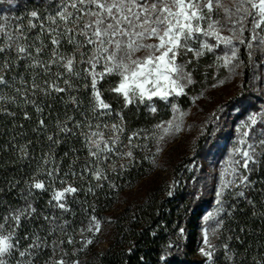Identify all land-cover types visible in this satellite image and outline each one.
<instances>
[{
	"label": "snow or ice",
	"instance_id": "6c2138e0",
	"mask_svg": "<svg viewBox=\"0 0 264 264\" xmlns=\"http://www.w3.org/2000/svg\"><path fill=\"white\" fill-rule=\"evenodd\" d=\"M240 46L248 50L249 57L254 46L264 51V0H52L44 11L34 9L15 18L0 16V102H22L42 116L41 99H55L67 93L79 110L83 101L72 96L71 91L82 87L90 93L88 106L81 113L83 119L66 115L63 121L57 119L56 131L47 135L50 145L62 143L60 134L76 136L82 142L87 156L81 172L74 170L76 160H73L61 177L54 154H45L28 184V195L23 197L25 206L0 216V264H37V258L47 250L51 255L44 264H80L75 257L83 249L70 253L64 247L76 243L68 233L70 222L67 220L58 223V217L44 216L48 223L46 235L38 232L20 235L23 221L37 218V209L28 200L31 189L52 190L49 204L55 201L56 208L71 211L67 197L81 189L74 182L69 183L67 177L79 175L83 180L86 172L95 181H104L108 180L109 171L115 173L133 163L134 150L139 147L134 140L147 130L129 134L123 109L147 104L155 113L154 98L170 103L172 98L185 95L187 86L195 83L194 73L200 59L208 54L214 56L216 67L234 72L239 67L234 61L239 60ZM140 52L147 54L137 56ZM112 76L117 80L104 89L103 82ZM3 88L13 89L15 95L4 94ZM105 91L122 101L120 111L105 99ZM172 108L178 111L175 104ZM7 114L15 115L14 112ZM113 114L118 117L116 122L102 119ZM24 118L30 119L26 111ZM258 120L261 128L256 132L252 126ZM167 125L155 126L163 133L160 140L170 131L172 121ZM38 126L45 131L48 127L43 118H39ZM238 131V146L233 147L220 172L215 192L217 214L224 211L225 197L233 194L231 190L238 189L235 195L244 197L245 190L255 183L250 176L257 167H264V111L248 115ZM21 152L27 155L25 148ZM68 155L64 153L65 157ZM124 160L128 164L119 163ZM42 176L47 179L39 178ZM229 176L231 179L226 178ZM57 182L61 187L53 189ZM92 191L88 188V192ZM213 218L214 214L209 213L207 219ZM92 220L98 231L100 222L94 216ZM222 225L223 221L217 220L212 234L216 235ZM92 228L90 222L87 230L91 232ZM178 232L182 236L185 229L181 227ZM53 236L57 238L49 243ZM91 243V239L86 241ZM203 245L200 254L207 264H215L217 245L210 242L207 228L203 229ZM223 248L226 261L235 264L236 253L227 243ZM167 256L165 252L160 257L164 264H168ZM253 260L254 264H264V257ZM239 264L245 262L241 260Z\"/></svg>",
	"mask_w": 264,
	"mask_h": 264
},
{
	"label": "trees",
	"instance_id": "16d2710c",
	"mask_svg": "<svg viewBox=\"0 0 264 264\" xmlns=\"http://www.w3.org/2000/svg\"><path fill=\"white\" fill-rule=\"evenodd\" d=\"M50 2L52 0H18L9 11L8 16L11 18L25 16L34 9L44 11ZM68 51H71L70 47ZM239 57L244 67V91L233 97L231 102L229 100V105L234 103L232 109H235L234 106H236L238 110L232 117L233 121L237 116L257 109L256 105L259 102V98L254 97L250 88L247 89L251 63L248 51L243 46L240 47ZM20 71L23 72V69ZM116 80L115 76L108 77L103 82V88L107 89ZM190 89L191 87L187 88V91ZM3 93L8 96L15 95L14 90L9 88H3ZM70 94L83 101L79 110L69 100V94L61 93L55 99L46 98L39 101L44 107L42 116L36 113L31 105L25 106L22 102L19 104L0 102V109L7 110H0V216L8 215L10 209L25 206L26 201L23 197L28 195V184L31 182V177L35 175L38 166L42 164L45 154L50 152L54 154L55 160L60 166L61 177L64 172L69 170V165L73 160H76V164L73 165L74 170L77 173L81 172L87 150L83 148L82 142L76 136L60 134L58 138L62 140V143L59 145H50L47 140V135L56 131L57 119L63 121L66 119V115L83 119L81 113L88 106L90 93L81 87L79 91H71ZM104 96L108 102L112 103L116 111L121 110L122 101H118L115 94L105 91ZM60 97H63V100ZM179 99L182 101L185 97ZM156 101L157 111L155 113L147 110L145 105L138 108L129 106V108L123 109L129 134L131 131L141 129L150 132L152 127L169 116V103L164 106L162 103L164 101L158 99ZM25 111L30 119L24 118ZM7 112H14L15 115H8ZM39 118L45 120V124L48 126L46 131L39 128ZM102 119L113 123L118 120V117L113 114L111 117ZM134 141L136 143L138 139ZM139 142L136 144L140 145ZM125 143H127L126 140ZM21 148H25L27 155L21 152ZM73 149L77 151L73 152ZM65 152L69 153L66 157L64 156ZM77 157H79L78 160ZM142 159L143 155L139 146L134 150L133 163L124 169H118L115 173L109 171L108 180L95 181L86 172L83 173L85 176L83 180L79 178V175L67 177L69 183L74 182V186L81 189L75 195L67 197L71 209L69 212H63L56 208L55 201L51 205L49 204L52 190L31 189L32 195L28 196V200L36 207L37 218L24 220L23 226L19 230L20 235L33 232H38L41 236L46 235L48 223L44 221L43 217L56 216L58 223H63L65 220L70 222L68 233L76 240L77 230L83 228L90 218L94 216L97 220L107 217L106 213L113 205L117 191L121 190L120 183L122 184L124 180L139 179L141 176L139 163L143 162L144 159ZM119 163L128 164V161H119ZM39 178L47 179L43 176ZM250 179L255 183L245 190L244 197H238L234 192L225 199L227 210L221 218L223 221V225L219 229L221 246L219 245L215 252V264H232L225 259L223 248L225 243L229 245L232 252L236 253L235 264H239L241 260L245 264H254V257L256 259L264 257V167H257ZM98 183L102 184V187H96ZM60 187L59 182L53 185V189ZM90 187L93 189L92 192H88ZM236 190L238 191V189ZM184 194H186L185 191L168 198L153 193L143 202L124 208L112 222L114 226L108 246L102 252L93 251L94 257L89 258L86 264H164L160 257L165 252L168 253V264H198L199 261H191L189 256L192 255L196 245V221L202 213L203 207L196 204L193 208L190 199ZM182 225L185 229L184 241L175 246L180 249L175 251L169 247L168 236L173 235ZM55 238L57 236L50 237L49 243ZM21 243L26 242L21 241ZM67 246L71 245H64L66 249ZM49 255L51 252L47 250L38 257L41 264L42 261L48 259Z\"/></svg>",
	"mask_w": 264,
	"mask_h": 264
},
{
	"label": "rangeland",
	"instance_id": "374dc122",
	"mask_svg": "<svg viewBox=\"0 0 264 264\" xmlns=\"http://www.w3.org/2000/svg\"><path fill=\"white\" fill-rule=\"evenodd\" d=\"M17 1L0 0L2 8L0 16L9 17L8 13ZM244 49L248 51L245 47ZM146 54L140 52L136 55L144 56ZM214 59L212 54L202 57L198 69L194 73L195 83L188 85L187 88L191 87L190 91H187L186 88V94L180 96H184L185 99L182 101L179 99L180 97L171 99L168 109L169 116L157 123L167 127V122L172 121V127L167 134H164V139H159L163 133L161 130H156L155 127L137 138L138 142L140 141L139 146L144 159H142V163H139L141 176L138 180H124L122 184H119L121 190L117 191L115 201L106 213L107 217L97 219L100 222V229L97 231L94 228L95 221L90 218L83 228L77 230L78 237L75 240V245L67 246V249L65 247L70 253L76 249H83L75 257L79 259L80 264H86L89 258L94 257L93 251L99 253L108 246L114 226L112 222L124 208L143 202L153 193L160 197L170 198L185 191L184 196L190 199L193 208L196 204L203 207V211L196 221V245L192 255L189 256L191 261L207 264L206 259L199 252V249L204 247L203 229H208L210 242L217 245V248L219 247V230L216 235H213L212 228L216 227V221L221 220L227 207L224 202V211L217 214L219 205L216 204L215 192L219 187L220 172L225 166L224 162L233 147L238 146L237 140L240 138L238 129L241 124L247 121L248 115L264 111V51L254 46L253 53L249 57L251 64L249 65L250 76L247 89L250 88L254 97L259 98L257 109L237 116L234 121L232 117L238 110L236 106H234L236 110L232 109L234 103L230 105L229 103L233 97L244 91L243 63L239 57L238 61H234L239 64V67L234 72H230L228 68L216 67ZM208 65L213 66L208 67ZM221 80L224 82L220 83ZM156 103L154 98V106ZM162 103L166 106L165 102ZM172 104L176 105L178 111H173ZM141 105H145L149 110L147 104ZM141 105L139 106L141 107ZM177 125L179 126L178 131L176 130ZM260 128L261 124L258 120L257 125L252 126V129L258 132ZM252 129L244 130L252 131ZM153 131L156 132V135L152 134ZM138 142L136 141V143ZM226 178L231 179L230 176ZM231 191L234 193L237 190ZM169 192L172 194L169 195ZM209 213L214 214V218L211 220L207 219ZM90 222L93 226L91 232L87 230L90 227ZM81 229H84L83 233H81ZM178 229L173 235L168 236L169 245H173L170 248L175 251L180 250L175 246L184 241V234L181 236ZM89 239L92 240V243L86 244ZM43 262L42 264H44ZM37 264H41L39 258H37Z\"/></svg>",
	"mask_w": 264,
	"mask_h": 264
}]
</instances>
